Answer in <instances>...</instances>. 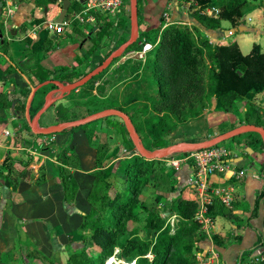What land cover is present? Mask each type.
Masks as SVG:
<instances>
[{
	"label": "trees",
	"instance_id": "16d2710c",
	"mask_svg": "<svg viewBox=\"0 0 264 264\" xmlns=\"http://www.w3.org/2000/svg\"><path fill=\"white\" fill-rule=\"evenodd\" d=\"M145 1L137 0L138 20ZM179 1L189 4L192 18L201 27L211 31L224 30L222 28L224 22L230 24L232 28L244 25L243 15L251 10L249 0ZM37 3L46 6L54 4L55 1L37 0ZM75 3L82 6V9L74 8ZM83 9L82 4L72 1L68 16L79 14ZM211 10L212 14L208 15L206 12ZM92 15L96 26L89 30L87 37L85 36L87 48L81 51V57L76 58L74 69L48 70L43 67L42 62L47 54L56 48L57 38L56 40L45 39L39 47L31 49L29 55L20 64L8 63L5 72L16 73L25 84V89L21 93L23 103L17 109L20 113L24 111L30 86L36 87L48 81H60L64 85L74 83L85 76L78 73V67L83 64L88 65L91 58L100 54L106 44H108V50L103 55L102 61L117 49L110 47L107 43L114 33V20L99 12ZM83 18L87 19L88 15H83ZM77 24L79 25L78 21L74 23L73 28L81 33V28ZM158 30L152 43H150L149 34L142 33L139 34L137 41L124 52V54L141 52L145 44L152 46L146 53L143 64L140 61L130 73L134 83L132 87L126 89L121 104L117 107H97V101L100 102V100L97 96H93L91 91L95 82L101 77L102 74H100L70 94V97L76 94L83 101L81 113L69 112V106L57 105L56 119L60 123H67L114 108L128 115L141 145L147 151L153 152L183 141L197 143L199 140H184L181 131L198 130L199 121L205 110L212 105L215 104V111L235 112L237 104L246 97L264 93V53L260 45L254 44L250 52L244 55L234 42L227 45L210 43V40L203 36L195 25L174 23ZM5 46L6 43L3 42L0 45V51L5 53ZM22 76L29 82L28 85ZM51 87L56 88L52 85ZM46 88H41L38 94L45 93ZM13 97L14 95L0 93V111H5L11 106ZM90 97H92V105L88 107L84 101L88 102ZM194 121L198 124L191 127L190 124ZM100 122L102 123L96 121L55 134V137L66 136L83 130L91 143L97 138L98 126L104 124L106 129L116 135L118 145L125 153L122 157L118 155V150L105 154L106 143L98 141L96 144L98 168L91 174L93 181L87 195L90 210L84 215L80 229L84 244L69 253L65 264H104L114 255L116 249L120 251L119 257L129 263L135 261V264H195L192 251L205 239L200 225L193 220L197 209L196 193L189 187H178L176 192L179 194L170 207L164 204L156 205L161 200L159 192L174 191L171 187L173 176L166 163L170 156L163 160H145L135 153L134 146L120 119L112 117L102 119ZM241 124L264 129V111L257 105L248 103L243 118L238 124L219 128L220 131L218 130L216 134H224ZM22 131L34 138V141L29 144L30 148L37 147L39 151L48 153L56 160L57 179L64 187L65 201H72L78 190L72 175V170L78 168V158L72 151L70 136L60 144L56 141L45 146L42 139L47 136H34L25 123L22 130L16 128L15 146L22 145L20 136ZM242 136H244L245 148H253L254 152L264 151V146L257 134L247 133L238 138ZM171 139L175 141L172 142ZM239 141L240 138L237 142ZM27 156L26 161L22 163L7 155L0 164V179L11 191H15L22 181L30 180L39 184L45 180L42 171L37 177L32 175L28 168L32 157ZM111 161L113 163L109 169L104 164ZM15 163L23 164V169L17 174L12 169ZM262 196L264 192L260 193L255 200L254 214ZM149 204L155 207L150 208ZM236 209L235 204L230 210L219 200L214 199L209 207V216L214 219L221 216L238 221L239 217L233 214ZM162 214L164 218L161 217ZM172 216L176 217L173 227L166 221ZM140 224L143 226L139 227ZM257 246L264 247L262 235L258 237ZM34 255L44 264H56L38 250ZM15 256L16 254L11 252L4 258L13 261ZM2 259L0 254V260Z\"/></svg>",
	"mask_w": 264,
	"mask_h": 264
},
{
	"label": "crops",
	"instance_id": "0c3cea01",
	"mask_svg": "<svg viewBox=\"0 0 264 264\" xmlns=\"http://www.w3.org/2000/svg\"><path fill=\"white\" fill-rule=\"evenodd\" d=\"M2 1L0 0V27L3 24L2 17L8 18L6 21L10 25L7 23L6 27L4 26V31L0 29V45L3 42L6 43V52L0 51V93L14 95V97L11 106L5 111H0V164L3 163V159L7 155L15 161H22V163L26 161L27 155H30L32 162L28 168L32 175L37 177L42 171L45 180L39 184L30 180L22 181L15 191H11L0 179V254L3 258L0 260V264H44L34 255L36 250L56 264H65L69 253L84 244L80 229L84 215L90 210L87 195L93 181L91 174L98 168L96 144L98 141L103 142L108 139L106 145L109 144L111 150V147L115 146L113 145L114 133L101 124L98 126L100 129L97 138L91 143L85 139L83 130L75 131L66 135L67 137L64 136L65 139L70 136L72 151L78 158V168L72 170L73 178L77 184V194L72 201H65L64 187L57 179L56 167L58 163L56 160L48 153L39 151L37 147L30 148L29 144L34 141V138L25 131L20 133L22 145L15 146L14 144L16 128L22 130L26 123L25 106L23 113L17 110L23 103L21 93L25 89V84L16 73L5 71L8 63L20 64L29 55L31 49L39 47L45 39L56 40V38L60 39V42L56 41V48L47 54L42 62L43 67L48 70L74 69L76 58L81 57V51L87 48L85 36L89 35L88 26L93 24L92 27H95V25L94 22H83L79 25L82 31L79 33L73 28L74 22L65 27L61 35L54 36L45 30V22L55 21L58 18L61 5L55 2L43 6L38 4L37 0H14L13 5L11 0V11L6 17L5 9L2 10L4 7ZM259 2L261 8L258 13L261 19V16L264 15V1L260 0ZM181 8L183 7L180 6L178 0H146L138 20V36L174 23L195 25L200 33L208 39L226 36L225 30L211 31L201 27L192 17L188 18L184 11L182 13ZM113 17H115V29L112 38L107 43L110 47L118 48L129 39L130 16L128 10L124 9ZM222 28L225 29L223 23ZM257 34H263L262 30ZM107 45L102 48L100 54L91 58L88 65L79 66L78 73L86 75L96 68L108 50ZM135 65L127 63L114 65L109 70L106 69V72L101 73L102 79H105L102 81L100 77L95 82L91 91L92 95L97 96L102 102L106 101L111 95L109 85H113V88L116 89L115 102L117 105L121 104L126 89L134 83L130 73L133 72ZM113 73H116L115 78L109 79L108 76ZM46 87H49V90H46L45 93L38 94L39 90L36 92L30 106L31 117H34L43 105L60 97L59 94L52 93L53 90H57V87ZM70 94L58 99L40 116L37 124L39 129L61 124L56 119V107L57 105L69 106ZM248 103L258 105L264 111V93L246 97L237 104L235 111L237 113L215 111L214 104L205 110L199 125H205L210 129H215L224 123L236 125L242 120ZM243 125L245 124L240 126ZM4 131L9 132L7 138L2 134ZM73 136L74 141L71 140ZM216 136L218 135L205 134L198 142L207 141ZM56 141L57 137H55ZM245 150L246 156H234L230 159L232 170L245 172L243 177L235 179L230 174H225L213 176L210 180L213 187L230 186L233 188L232 206L233 204L237 206L233 214L239 217L238 221L221 216L215 218V231L218 240L215 242V249L218 252L219 264H251V260L257 255L256 250H264V247L257 246L259 235H262L264 239V196L259 201L256 213H253L256 198L264 192V179L262 178L264 175V151L256 150L254 152L248 148ZM250 157L251 159H249ZM22 163L12 165L16 174L23 169ZM183 170H185L187 177L185 182H187L192 168L184 167L180 173L183 174ZM199 247L206 250L209 248V243L204 239L199 243ZM11 252L16 254L13 261L4 258Z\"/></svg>",
	"mask_w": 264,
	"mask_h": 264
},
{
	"label": "built area",
	"instance_id": "2783aa9c",
	"mask_svg": "<svg viewBox=\"0 0 264 264\" xmlns=\"http://www.w3.org/2000/svg\"><path fill=\"white\" fill-rule=\"evenodd\" d=\"M54 1L56 4L61 5L60 0ZM2 2L5 8L4 15L7 17L10 14L12 3L11 0H3ZM82 5L84 9L81 13L67 15L61 24L56 23L54 20L45 22V30L54 35H61L65 27L70 26L76 21L80 23L86 21L95 22L92 12L115 16L117 12L129 6V0H84ZM212 12V10L208 11L207 14L211 15ZM83 15H88V18L84 19ZM247 21L251 22V18H247ZM151 48L150 44H145L141 52H137L139 59L144 61L145 53L150 51ZM2 134L5 138L9 136L8 131H4ZM54 142L55 135L42 139V143L45 146ZM231 157L232 155L229 150L217 145L204 150L174 154L166 160L167 165L175 172H180L184 167L190 166L192 168L187 185L196 193L197 198V209L193 220L200 225L205 240L209 243V248L206 250L200 249L198 245L192 251L195 264H219L218 252L215 249V219L209 216V207L212 205L214 199H217L227 209H232L234 190L230 186L213 187L210 180L216 175L230 174L235 179H240L244 176L245 172L232 170L230 166ZM262 178L264 179V175ZM175 221L176 217L172 216L169 225L173 227ZM260 250H256L257 255L251 260V264H264V250Z\"/></svg>",
	"mask_w": 264,
	"mask_h": 264
},
{
	"label": "water",
	"instance_id": "95a60500",
	"mask_svg": "<svg viewBox=\"0 0 264 264\" xmlns=\"http://www.w3.org/2000/svg\"><path fill=\"white\" fill-rule=\"evenodd\" d=\"M60 1H61V12L58 18L55 20V22L58 24H61L62 21L66 18V16L68 15L69 8L71 6V1H75V0H60ZM78 2L80 4H83L84 0H78ZM129 16H130L129 39L125 41L123 44H121L104 61H102L96 68H94L92 71L87 73L84 77H82L81 79H79L78 81L74 83L67 84V85L62 84L59 81H48L36 87L30 86V93L25 103L24 117L30 129L31 134H33L34 136H51L55 134H60L61 132L66 131V130L79 128L83 125L90 124V123H93V122H96L102 119L114 117V118L120 119L123 122V125L127 131L128 137L134 146L135 153L139 157L145 160H148V161L163 160L171 155L178 154V153H187L190 151L208 149V148L217 146L222 142L228 141L230 139H234L235 137H238V136H241L247 133L257 134L260 137L261 142L264 146V129L260 127H255L252 125H243L229 132L218 135L207 141L197 142V143H177V144H173L168 147H165L163 149L149 152L141 145L138 134L136 133L134 126L130 118L128 117V115L116 109H106V110L94 113L92 115H89L87 117H84L76 121L61 123L53 127L39 129L37 124H38V120L40 116L53 103L58 101V99H61L64 96L70 94L71 92L82 88L90 80L99 76L102 72H104L111 65L113 61L119 59L124 54V52L137 41L138 30H139L138 29V18H137V0H129ZM237 32H256V30L253 28L246 27L245 25H240L238 28L225 31V35L228 37ZM22 77L24 79V76ZM24 80L26 81L27 84H29V82L26 79ZM51 85L57 87V90H53L52 93L59 94L60 97L52 99L49 103L43 105L42 108L37 112V114L34 117H31L30 116V106H31V103L33 101V98L36 92L43 87L51 86ZM132 154H134V152Z\"/></svg>",
	"mask_w": 264,
	"mask_h": 264
},
{
	"label": "rangeland",
	"instance_id": "374dc122",
	"mask_svg": "<svg viewBox=\"0 0 264 264\" xmlns=\"http://www.w3.org/2000/svg\"><path fill=\"white\" fill-rule=\"evenodd\" d=\"M12 1H13V5H14V0H12ZM249 1H250V5L249 6L251 7V10L250 11L248 10V12H245L244 13L242 21H243V23H244V25L246 27L253 28V29L256 30V32H237V33H235L233 35H230L228 37L225 36V37H220L218 39H209L210 40V43L215 44V45H227V44H229L231 42H234V43H236L238 45V47H239V49H240V51H241L242 54H247L251 50L253 44H258L261 47V51L264 52V28H263L264 27V20H263L264 19V15H262L261 16V19H260V16H259V13H258L260 11V8H261V6L259 4L260 3L259 2L260 0H249ZM178 2L180 4V6L183 7V8L180 9L181 12L183 13V11H184L185 14H186V16L188 18L189 17H192L191 10L189 8V4L184 3V2H181L179 0H178ZM74 8H77L78 10H81L82 9V6H78V4L75 3V7ZM3 9H5V8L3 7L2 10ZM125 9L128 10L127 6L125 7ZM169 13H170V10H169ZM103 15L104 16H108L110 19H113V20L115 19V17H113V16H111L109 14H103ZM247 18H251L252 21L251 22H248L247 21ZM7 19L8 18L2 17L3 24L0 27L1 31H4V26L8 23V21H6ZM261 20H262V22H261ZM80 24L81 23L79 22V25ZM8 25H10V24L8 23ZM94 25L96 26V23L95 22H94ZM185 25H188V24H185ZM92 26H93V24H89L88 29L90 30L92 28ZM223 27L225 28L224 29L225 31L231 30V29H235V28H232L230 26V24H228L226 22L223 23ZM8 29H9V27H8ZM261 30H262V33L263 34H257V32L258 31H261ZM158 31L159 30H154V31H150L148 33L149 36H150V43H152L153 39L157 36ZM59 40L60 39H58L57 42H60ZM146 53H145V56H146ZM140 61H141V64H143V62L145 61V59H144V61H142V60L139 59V56H138V53L137 52H130V53L123 54L119 59H117L115 61V63L112 66H114V65H117L118 66V65L127 64V63H129V64L132 63V64L135 65V64H139ZM112 66L110 67V69L112 68ZM115 76H116V73H113L112 75H109L108 77H110L109 79H114ZM101 79H102V77H101ZM104 79L105 78H103L102 81ZM133 82H134V80H133ZM130 87H132V86H130ZM109 89L111 90L110 91L111 92V95L109 96V99L106 100V101H103V102L102 101H100V102L97 101V105H98L97 107L98 108L117 107V104L115 102V92H116V89L113 88V85H109ZM46 90H49V87H47ZM91 98L92 97L88 98V102L87 101H84V103H86L85 105L88 106V107H91V105H92ZM70 100L71 101H70V104H69V112L70 111H73L74 113H81V109L80 108L82 106V102L83 101H81V99H79L76 96V94H72L71 97H70ZM89 100H90V102H89ZM33 111L34 110L32 109V113H33ZM49 113H51V112H49ZM235 113H237V112H235ZM45 116L47 117V115H44V117ZM114 119H116V118H114ZM97 123H102V122H100V120H99V121H97ZM196 124H198V123L196 121H194L190 125H191V127H195ZM236 124H238V123H236ZM226 126H228V125L226 123H224V124H221V125L217 126L215 129H213V128L210 129L209 127H207L205 125H199L198 126V130H191V132L181 131V134L183 135V139L184 140H188V141H198L199 139L201 140L205 136V134L215 135L218 132L219 128H224ZM104 127H105V125H104ZM83 134H84L85 139L89 140L87 134L85 132H83ZM113 135H114V144L113 145H115V146L117 145V148H115V146H112L111 147V150H110L109 144H107L106 145L107 149L105 150L106 151L105 154H110V153H113V151L115 152V150L116 151L118 150L119 151L118 152V155L120 157H122V156L125 155V153L122 152V148H120L121 146L118 145V141H117L116 135L115 134H113ZM239 138H240V141L237 142ZM239 138L236 137L235 140L234 139H230L228 141L222 142L218 146L224 147L227 150H229L230 153H231V155H232V157H234V156H246V150H245L246 148H245V146L243 144L244 143V136L239 137ZM64 139H65L64 136L58 135L57 136V144H60ZM71 140L74 141V136L71 138ZM171 140H172V142L175 141L173 139H171ZM103 143H108V139H105L103 141ZM252 149L249 148L250 151H252ZM75 151L77 152L76 148H75ZM247 154H249V152H247ZM249 159H251V157ZM111 162H106L104 165L106 167H109V169H110L111 168V166H110L111 165ZM260 168H262V167H260ZM169 171H170V174H172V176H173V181L171 183V187L174 188V191L173 192H170V193L167 192V191L166 192L165 191L159 192L158 195L161 198V200H160V203L159 204H157L155 202L156 205L164 204V205L170 207L173 204L174 199L179 194L178 192H176V189H178V187L179 188H186V187H188L187 182H185L186 179H187L185 170H183V174L180 173V172H175L171 168H170ZM149 207L150 208L151 207L154 208L155 206L153 204L152 205L149 204ZM161 217L164 218V215L162 214ZM170 220H171V217H168V219L166 220L168 224L170 223ZM217 224H219V223H217ZM138 226L139 227H142L143 225L140 224ZM88 244L91 245V243H88ZM119 255H120V251L118 249H116L114 251V255L112 257H110L109 259H107V261L104 262V264H107L108 260H110V259L113 261V264H132V263H129L126 260L122 259L121 257H119ZM148 258L150 259L151 257L149 256ZM134 263H135V261L133 262V264Z\"/></svg>",
	"mask_w": 264,
	"mask_h": 264
},
{
	"label": "bare ground",
	"instance_id": "6f19581e",
	"mask_svg": "<svg viewBox=\"0 0 264 264\" xmlns=\"http://www.w3.org/2000/svg\"><path fill=\"white\" fill-rule=\"evenodd\" d=\"M107 264H113V261L110 259L108 260Z\"/></svg>",
	"mask_w": 264,
	"mask_h": 264
}]
</instances>
